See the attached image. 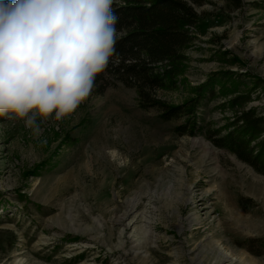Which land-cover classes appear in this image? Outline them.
I'll return each instance as SVG.
<instances>
[{
    "label": "rangeland",
    "instance_id": "obj_1",
    "mask_svg": "<svg viewBox=\"0 0 264 264\" xmlns=\"http://www.w3.org/2000/svg\"><path fill=\"white\" fill-rule=\"evenodd\" d=\"M196 12L155 93L193 115L164 121L111 81L38 135L0 116V264H264V175L200 132L264 117V0Z\"/></svg>",
    "mask_w": 264,
    "mask_h": 264
},
{
    "label": "clouds",
    "instance_id": "obj_2",
    "mask_svg": "<svg viewBox=\"0 0 264 264\" xmlns=\"http://www.w3.org/2000/svg\"><path fill=\"white\" fill-rule=\"evenodd\" d=\"M114 0H0V116L56 121L91 94L115 53Z\"/></svg>",
    "mask_w": 264,
    "mask_h": 264
},
{
    "label": "trees",
    "instance_id": "obj_3",
    "mask_svg": "<svg viewBox=\"0 0 264 264\" xmlns=\"http://www.w3.org/2000/svg\"><path fill=\"white\" fill-rule=\"evenodd\" d=\"M209 0H114L118 16L115 53L104 72L97 75L98 94L119 82L135 88L140 106L155 108L164 121L178 120L187 113L181 107H167L155 93L174 84L181 74L187 47L193 42L190 27L196 22V8ZM201 98V97H200ZM241 96L232 103L241 102ZM246 102H243V104ZM241 104V103H240ZM192 105V107H195ZM264 117L255 109L242 111L224 135L200 131L211 143L264 175ZM194 127V126H193Z\"/></svg>",
    "mask_w": 264,
    "mask_h": 264
}]
</instances>
